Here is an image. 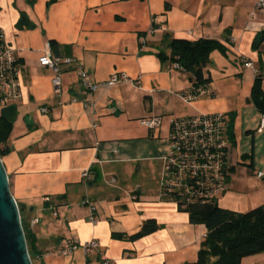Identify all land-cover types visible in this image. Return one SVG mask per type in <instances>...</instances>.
Segmentation results:
<instances>
[{"label": "crops", "instance_id": "obj_1", "mask_svg": "<svg viewBox=\"0 0 264 264\" xmlns=\"http://www.w3.org/2000/svg\"><path fill=\"white\" fill-rule=\"evenodd\" d=\"M255 5L256 0H0V31L13 52L19 86L7 105L17 112L2 162L33 264L197 261L206 228L191 224L188 213L162 194L176 119L234 113L229 165L236 172L221 195L238 198L245 185L250 199L240 213L264 205V179L252 178L264 171L263 115L251 99L257 76L264 93V12ZM199 39L220 42L227 56L211 55V83L194 95L191 76L160 55L170 54L172 40ZM47 46L54 56L80 63L97 90L85 91L71 64L62 67L57 95L54 72L39 65ZM152 117L162 119L155 130L141 123ZM84 171L88 179H82ZM148 220L160 229L132 240ZM91 240L98 247L86 253L80 246ZM68 243L79 247L60 255Z\"/></svg>", "mask_w": 264, "mask_h": 264}, {"label": "trees", "instance_id": "obj_2", "mask_svg": "<svg viewBox=\"0 0 264 264\" xmlns=\"http://www.w3.org/2000/svg\"><path fill=\"white\" fill-rule=\"evenodd\" d=\"M51 46L54 51L55 44L51 43ZM4 48L5 44L0 31V55ZM169 49L170 54L168 56L161 54L160 57L178 65L179 70L191 76L192 94L194 95L203 92L211 83V78L206 77V68L211 63L210 58L213 51L217 50L222 55L227 56V51L221 43L210 39H199L197 41L172 40ZM1 67L0 64V73ZM261 82L262 78L257 76L252 87L251 99L257 110L264 115V93ZM3 98V96L0 97V101ZM221 116L225 122L224 136L228 147L223 150L224 156L219 170L220 177L216 184L223 188V192L225 184H229L231 176L236 172V166L229 165L230 148L236 145L234 133L236 116L234 113H230L229 116L221 114ZM12 129L13 124L0 117L1 158L9 153L8 141ZM242 159L246 158L243 157ZM240 165L244 164L239 162L237 166ZM163 188H166V186ZM163 196L176 203L179 210L188 213L191 224L203 225L207 231L201 243L197 261L185 264H243V261L249 257L264 254V205L245 213L222 208L217 201V196L212 195V190L207 185H204L203 188L195 187L192 196L176 188H173L170 193H164ZM19 210L22 220V211L20 208ZM22 225L33 262L29 248V237L23 220ZM159 229L160 226L155 220H148L131 239H141Z\"/></svg>", "mask_w": 264, "mask_h": 264}, {"label": "built area", "instance_id": "obj_3", "mask_svg": "<svg viewBox=\"0 0 264 264\" xmlns=\"http://www.w3.org/2000/svg\"><path fill=\"white\" fill-rule=\"evenodd\" d=\"M256 11L264 12V0H256ZM254 17V14H251ZM15 59L10 48L5 47L0 55L1 73H0V107H6L9 100L18 97L17 69ZM74 64L79 74L81 85L85 91L95 92L97 86L91 84L83 67L77 61L71 59H62L52 54L50 47L39 59L41 67L52 70L55 74L52 83L55 93L60 94L61 74L64 65ZM245 67L252 68L250 62H245ZM177 68L178 65H176ZM126 76H114L108 85H115ZM191 100L192 96H187ZM43 113L47 110L43 108ZM142 125L150 130L160 127L162 119L152 117L141 121ZM260 129H264V115L261 118ZM225 122L221 114H212L211 116H198L191 118L176 119L171 122L169 133L168 153L165 157V169L162 181V194L170 193L173 188L184 191L192 196L195 187L203 188L207 185L212 190V195L219 196L223 188L216 184L220 177L221 161L224 156L223 150L228 147L224 136ZM255 176L263 180L264 171H258ZM82 179L89 178V172L84 171ZM190 181H192L190 183ZM190 184V185H189ZM166 188H163L165 187ZM94 210V207H91ZM93 221V219L91 218ZM79 247V244L68 243L60 251V255H66ZM86 253H91L98 247V242L91 240L80 246ZM103 264H109L107 259H103Z\"/></svg>", "mask_w": 264, "mask_h": 264}, {"label": "water", "instance_id": "obj_4", "mask_svg": "<svg viewBox=\"0 0 264 264\" xmlns=\"http://www.w3.org/2000/svg\"><path fill=\"white\" fill-rule=\"evenodd\" d=\"M17 107L6 106L0 117L14 124ZM0 264H33L22 225L19 206L13 198L9 178L0 157Z\"/></svg>", "mask_w": 264, "mask_h": 264}, {"label": "rangeland", "instance_id": "obj_5", "mask_svg": "<svg viewBox=\"0 0 264 264\" xmlns=\"http://www.w3.org/2000/svg\"><path fill=\"white\" fill-rule=\"evenodd\" d=\"M214 54H220L224 58V55H222L217 50L213 51V53L211 55H214ZM232 80H234V79H232ZM0 111H1V108H0ZM252 178L255 179L256 176L252 177ZM247 188H249V187L244 185V187L242 189H240L241 193L238 194V196H239L238 198H224V197H222L223 195L219 194L218 197L220 198V201H221L220 203H222V204H224L225 202L229 203V205H231L233 207V209H236L237 212L246 211L245 205H246V202H248L250 199V198H248L250 195H249V192L247 191ZM243 264H264V254L249 257V258L245 259Z\"/></svg>", "mask_w": 264, "mask_h": 264}]
</instances>
